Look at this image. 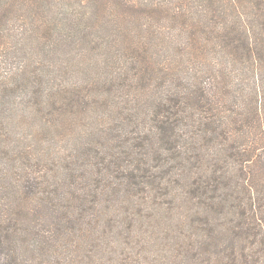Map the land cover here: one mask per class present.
Returning a JSON list of instances; mask_svg holds the SVG:
<instances>
[{
    "label": "trees",
    "instance_id": "obj_1",
    "mask_svg": "<svg viewBox=\"0 0 264 264\" xmlns=\"http://www.w3.org/2000/svg\"><path fill=\"white\" fill-rule=\"evenodd\" d=\"M17 35L104 55L103 81L53 84ZM0 58V160L32 169L0 264H264V0H0ZM22 121L54 137L39 163Z\"/></svg>",
    "mask_w": 264,
    "mask_h": 264
},
{
    "label": "rangeland",
    "instance_id": "obj_2",
    "mask_svg": "<svg viewBox=\"0 0 264 264\" xmlns=\"http://www.w3.org/2000/svg\"><path fill=\"white\" fill-rule=\"evenodd\" d=\"M71 2L72 1L69 3ZM71 5L73 6L75 4L72 3ZM67 6L68 3H61L58 9H65ZM5 34L7 33L5 32ZM7 43L16 48L17 43H20L22 45L20 48L23 47L25 51H33L32 56L37 57V61L47 59L48 63L50 64H46L45 66L49 67V69H39V73L44 72L46 76L50 75L53 77V84L63 83L65 87L68 85V82L73 83V81H81L80 85H84L86 84L87 80H93L94 78V82L96 84H99V82L103 81V72H106V70L102 69V59L105 58L104 55H101V57L97 60L91 56L89 60L82 61L81 53H83L84 48H82L81 51L74 50L66 45L57 46L55 48H45V45L30 42L28 36L25 35L21 37L20 35H17L14 37V39L11 36H7ZM86 53L88 54V52ZM12 67L13 65L10 60L0 58V78H2L4 74L8 75ZM31 70V68H27L25 77H28L32 83ZM25 77L22 80H24ZM23 83L25 84V82ZM32 85L33 90H35V84L32 83ZM33 90L31 89L30 92H23L21 94L20 102L26 103L27 101H32L33 98H36L37 93H34ZM32 91L33 94L31 98H29V95ZM20 116L21 113L19 112L12 115L11 118L18 122L22 119ZM37 123L38 122H34L35 125H37ZM8 130L11 132V135H13V141L15 140L16 135H18L17 138L20 139L19 150L26 149L27 151H30V156L34 158L37 163H39V160L48 158V155L44 153L47 150L46 148H48L51 144L54 147L56 144L54 142L48 143L47 141H44L51 140V138L54 139L51 134L46 133L44 130H40V132L37 131L33 128V126L31 127L25 121H22L19 127L18 125L10 124L8 126ZM42 145L45 146L42 148ZM3 160L4 158L0 160V162ZM2 163H5L6 166L5 168H2L1 171H9L8 173H2L0 171V194L2 198H5L9 196L6 190H9L16 180L21 179L22 175L26 171L31 172L32 169L29 167L27 168L21 165L19 166L17 164H12V162L8 161H3ZM36 168L37 167H35V169ZM153 250H155V248H153Z\"/></svg>",
    "mask_w": 264,
    "mask_h": 264
}]
</instances>
